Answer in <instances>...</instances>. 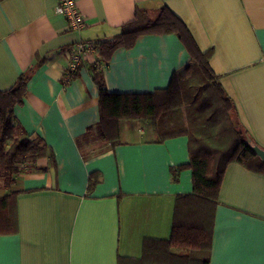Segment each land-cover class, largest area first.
<instances>
[{"label": "crops", "instance_id": "0c3cea01", "mask_svg": "<svg viewBox=\"0 0 264 264\" xmlns=\"http://www.w3.org/2000/svg\"><path fill=\"white\" fill-rule=\"evenodd\" d=\"M76 4L85 18L79 31L68 28L57 0H0V90L31 69L13 114L30 138L41 137L52 151L15 175L10 188L19 191L18 231L0 234V264H118L119 257L138 258L145 238H168L176 195L192 191L189 168L175 179L171 172L189 161L186 135L157 142L152 128L136 122L126 130L139 135L120 136L113 148L91 134L81 147L85 157L75 139L98 120L90 65L102 68L110 92H147L168 85L188 61L187 50L174 33H146L132 47L116 49L106 64L96 61V51L85 54L72 79L65 77L69 47L118 35L136 7L153 18L166 6L200 50H211L209 64L235 104V122L264 150V0ZM90 173L100 177L87 191ZM209 264H264L263 172L226 165Z\"/></svg>", "mask_w": 264, "mask_h": 264}, {"label": "trees", "instance_id": "16d2710c", "mask_svg": "<svg viewBox=\"0 0 264 264\" xmlns=\"http://www.w3.org/2000/svg\"><path fill=\"white\" fill-rule=\"evenodd\" d=\"M146 33H174L187 50L188 61L172 74L166 87L147 92H110L102 68L90 65L98 88V120L75 141L82 157L88 152L81 147L93 133L113 148L121 143L124 119L150 123L157 142L186 135L189 161L171 172L175 179L180 168H189L192 191L176 195L168 238H145L138 258L119 257L118 264H209L214 213L226 165L235 161L264 173V161L235 122V104L209 64L211 50H200L184 22L166 6L153 18L136 7L118 35L94 43L96 61L108 63L116 49L132 47ZM30 74L31 69L20 73L8 89L0 90V234L18 231L19 191L10 187L21 164L32 167L51 151L41 137L30 138L13 114L14 106L22 103ZM99 177L98 173L88 175L87 191Z\"/></svg>", "mask_w": 264, "mask_h": 264}, {"label": "built area", "instance_id": "2783aa9c", "mask_svg": "<svg viewBox=\"0 0 264 264\" xmlns=\"http://www.w3.org/2000/svg\"><path fill=\"white\" fill-rule=\"evenodd\" d=\"M56 10L66 19L68 28L79 31L85 25V18L78 9L76 0H57ZM68 64L65 70L66 80L72 79L85 54L96 51L94 42L78 41L67 49ZM98 67H100L98 65Z\"/></svg>", "mask_w": 264, "mask_h": 264}, {"label": "rangeland", "instance_id": "374dc122", "mask_svg": "<svg viewBox=\"0 0 264 264\" xmlns=\"http://www.w3.org/2000/svg\"><path fill=\"white\" fill-rule=\"evenodd\" d=\"M121 126H122V135L121 137H123L124 139H127V138H131L132 137V134H135V135H139V133L137 131H134V132H130L129 130H126V126H129V125H132V128H134L133 125H135L136 121L135 120H122L121 121ZM138 125L139 123L141 122H137ZM144 125V127H148L149 128V131L151 130V124L150 123H142ZM139 128V126H138ZM155 133V132H154ZM151 134V133H150ZM149 133H147V135H150ZM24 166L23 164H21V167Z\"/></svg>", "mask_w": 264, "mask_h": 264}, {"label": "water", "instance_id": "95a60500", "mask_svg": "<svg viewBox=\"0 0 264 264\" xmlns=\"http://www.w3.org/2000/svg\"><path fill=\"white\" fill-rule=\"evenodd\" d=\"M253 150L260 157V159L264 161V150L256 146H253Z\"/></svg>", "mask_w": 264, "mask_h": 264}]
</instances>
